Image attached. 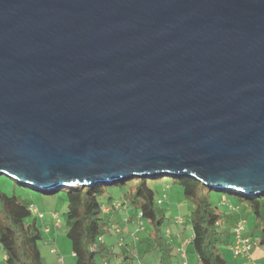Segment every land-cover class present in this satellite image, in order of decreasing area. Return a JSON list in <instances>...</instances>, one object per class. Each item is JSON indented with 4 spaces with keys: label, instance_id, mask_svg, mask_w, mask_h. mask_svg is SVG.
<instances>
[{
    "label": "water",
    "instance_id": "obj_1",
    "mask_svg": "<svg viewBox=\"0 0 264 264\" xmlns=\"http://www.w3.org/2000/svg\"><path fill=\"white\" fill-rule=\"evenodd\" d=\"M0 175L264 195V0H0Z\"/></svg>",
    "mask_w": 264,
    "mask_h": 264
},
{
    "label": "trees",
    "instance_id": "obj_2",
    "mask_svg": "<svg viewBox=\"0 0 264 264\" xmlns=\"http://www.w3.org/2000/svg\"><path fill=\"white\" fill-rule=\"evenodd\" d=\"M169 180L177 181L174 183L182 186L184 196L194 205L191 212L185 216V220L191 223L193 230L190 250L198 256L201 264H229L219 247L226 242L223 238L222 225L224 215L220 211L218 201L215 203L212 197L219 199V203L223 200H236L264 223L263 194L253 197L243 194L232 195L233 192L226 194L189 176L178 178L172 175L137 177L132 175L110 184L65 187L69 199L66 216L70 228L67 237L71 241L75 263L102 264V260L107 258L108 247L100 239L105 236L111 222L105 217L106 202L100 199V195L105 193L106 187H116L124 192V199L128 200L127 205L143 212L144 219L153 225L150 239L156 242L157 250L161 251L160 264H164L172 255L168 251L169 247L161 229L167 215L161 207L146 210L147 200L143 197L142 191L144 185L152 183L163 186L169 183ZM110 198L122 203V200L116 199L113 194L106 200L109 201ZM31 206L32 204L20 196L0 191V244L5 252L6 264H46L40 248V243L45 241L43 228L38 225L36 216L30 219ZM232 239L233 235L229 244ZM258 240L260 245H264V228Z\"/></svg>",
    "mask_w": 264,
    "mask_h": 264
},
{
    "label": "rangeland",
    "instance_id": "obj_3",
    "mask_svg": "<svg viewBox=\"0 0 264 264\" xmlns=\"http://www.w3.org/2000/svg\"><path fill=\"white\" fill-rule=\"evenodd\" d=\"M137 177V176H136ZM169 183L163 186H167V190H162L161 185L157 186V184H147L144 185L142 195L147 200V204L145 206L146 210H152L157 207V200L160 198L164 199V204L161 206L164 210L167 209V220L162 225V232L167 241L166 230L168 227H171L174 230L172 224H170L171 219L177 215L187 216L194 208L193 203L188 200L183 194V188L181 185L174 180H169ZM169 187V188H168ZM0 191L5 192L8 195H17L20 196L28 203L37 206L42 212L49 213L50 211L56 212L59 217L58 220L61 223V227L57 229L52 228V233H57V243H52L51 246L45 243L44 241L40 243V248L44 257V261L46 264H58L56 262L57 255L50 253V248L56 246L59 250L58 256L67 257V262L69 264H76L75 258L73 257L72 245L71 241L67 237V233L69 231V225L67 223V210H68V198H67V190L63 189L53 194H46L43 191L36 190L34 188H26L22 186L20 183L15 181L13 178H10L6 175H0ZM114 195L116 199L122 200V205L127 209H134L127 205V199H124V192L119 191L116 187H106V191L104 194L100 195L101 200H106L110 195ZM224 195V194H223ZM213 201L217 203L220 208V211L227 212L224 209V206L219 203V199L216 197H212ZM111 202L114 203V199H111ZM109 200V201H110ZM124 200V201H123ZM119 202V201H118ZM235 202V201H234ZM238 202L236 201L235 204ZM122 206V207H123ZM135 210V209H134ZM31 220L35 217V215L31 214ZM253 215V214H252ZM106 217V215H105ZM108 217V218H107ZM107 219L111 220V223L108 228V231L105 233V244L108 247L107 260L110 264H158V261L161 258V251L157 250L156 242L150 239V234L153 232V225L147 219H138L135 216L134 220H128L127 218H131V216H121L119 212H113L107 214ZM233 218L230 217V221ZM227 222L224 226L223 238L226 242L222 243L220 247L221 253L227 258L229 264H238L237 260L234 259L231 252L229 251L228 244L231 240L232 233L230 231V223ZM38 225L42 228L44 226L43 219H37ZM119 228L121 234L118 235L115 232V228ZM252 229V223L247 225V232H250ZM44 235H47L43 231ZM191 223L188 224V227L185 228V237L182 239H186L191 235ZM137 234L138 240L141 238V241L138 242L136 237ZM125 238V244L122 245L120 240L121 238ZM137 240V241H136ZM138 242V243H135ZM147 242V245H146ZM181 243V242H180ZM55 247V248H56ZM127 254L128 258H125ZM191 263L190 264H199V259L195 253L190 254ZM0 264H6V261L2 259Z\"/></svg>",
    "mask_w": 264,
    "mask_h": 264
},
{
    "label": "crops",
    "instance_id": "obj_4",
    "mask_svg": "<svg viewBox=\"0 0 264 264\" xmlns=\"http://www.w3.org/2000/svg\"><path fill=\"white\" fill-rule=\"evenodd\" d=\"M167 186H163L162 190L166 191L167 190ZM104 201L106 202L105 204L108 205V206H110L112 204L111 200L110 201L104 200ZM223 201L226 203V205L224 206V209L227 210V212L221 211L222 214L224 215V219L222 220V225L225 226V224L230 221V217H232L233 220L230 221L231 223L229 224L230 225V231L232 232L233 225L235 224L237 219H239L241 217L245 218L247 220V225L252 223V229H251L250 232H247L248 235L249 236L251 235V237L253 239L258 240L260 238V235H261V230L264 228V223H261V221L258 220L256 218V216H254V214L252 213V211L250 209L249 210L244 209V206L241 203L238 202L237 204H235L236 200L229 199V200H223ZM163 204H161L159 206L161 207ZM235 206L237 208H239V211H236ZM233 207L235 208V210H234ZM164 211L166 212V215H167L168 214L167 209L164 210ZM113 212H119L121 214V216L122 215L123 216H129L130 215L131 216L130 220L132 221V220H134V218H135V216H136L138 211H136L134 209H127V208H125V206H123V207H121L120 209H117V210L112 209L109 212H104V214L107 217L108 213L110 214V213H113ZM53 213H56V212L50 211L49 213H45V217L42 218L43 219V223H44V226L42 228H43V231L45 233H47V235H44V237H45V241L44 242L47 243L50 246H51L52 243H54V244L57 243V235H58L57 233H52L53 230H52L51 226H53L54 229L58 228L57 226H55V221L56 220L53 217ZM235 214H237V215H235ZM177 216H179V215H177ZM177 216H175V217H177ZM181 216H183V215H181ZM58 217H59V215H58ZM58 217H57V219H58ZM175 217H173V219L169 220L170 224H172L173 227H174V230L170 227L171 230H172V236H170L169 239L167 238V241L165 240L166 244L169 247L168 251L172 255L166 259L164 264H178L179 263L180 254H179L178 248L182 244V242L184 241V239H182V237L185 235V228L188 227V224H189V222L186 221V223L183 226H178L177 224L173 223ZM110 222H111V220H110ZM59 227H61V225ZM45 228H49V231L48 232L45 231ZM191 231H192V228H191ZM140 241H141V238H139L138 242H140ZM146 245H147V242H146ZM55 247L56 246L52 245V247L50 248V253H52L54 255H57V256H55L56 257V262L58 264H69L67 262V257L64 258L63 256H58L59 250H58L57 247H56L57 252L56 253L52 252V249L55 248ZM228 247H229V245H228ZM72 252H73V250H72ZM191 253L192 252H191L190 246H189L188 247V263L187 264L191 263V259H190V254ZM73 254H71V255H73ZM254 255H255V258L258 261H260L262 264H264V245H260L259 242H258V245L254 249ZM4 257H5V252H4V249L2 247V244H0V263H1L2 259L5 260ZM60 257L63 258V261L59 260ZM73 257L75 258L74 255H73ZM126 258H128L127 254L125 255L124 259H126ZM239 261H243V260L239 259L237 261L238 264H239ZM198 262H199V264H201L200 261H198ZM132 263L135 264L133 261H132ZM158 264H160V260L158 261Z\"/></svg>",
    "mask_w": 264,
    "mask_h": 264
},
{
    "label": "built area",
    "instance_id": "obj_5",
    "mask_svg": "<svg viewBox=\"0 0 264 264\" xmlns=\"http://www.w3.org/2000/svg\"><path fill=\"white\" fill-rule=\"evenodd\" d=\"M163 203H164L163 198H160L157 200L158 205H161ZM221 205L225 206L226 203L224 201H222ZM122 206L123 205L121 202L114 201V203H112L110 206L104 205V212H109L112 209L117 210V209H120ZM235 208H236V211H239V208H237L236 206H235ZM235 208H234V210H235ZM31 212L33 215H35L39 219H42L45 217V213L40 211V209L35 205L31 206ZM143 215H144L143 212L138 211L136 216L140 220V219H144ZM53 217L56 220L55 226L59 227L61 225V223L57 219L58 214L53 213ZM127 219L130 220V218H127ZM173 223L177 224L178 226H183L186 223V220L183 216L179 215V216L175 217ZM45 231L48 232L49 228H45ZM115 232L118 235L121 234L120 229L117 227L115 228ZM166 235H167V237L172 236V230L170 227H168V229L166 230ZM232 235H233V239H232V242L229 244L228 248H229V251L231 252L232 256L234 257V259H236L237 261L239 259L243 260V261H239V264H262L260 261H258L255 258L254 249L258 245V241L253 239L251 237V235L250 236L248 235V233H247V220L245 218L241 217V218L237 219V221L235 222V224L233 225V228H232ZM134 236L138 240L137 234H135ZM192 237H193V230H192L191 235L189 237H186V239L179 246L178 251L180 254V261L178 264H187L188 263V247L191 244ZM100 240L102 242H105L104 237ZM136 241H135V243H137ZM120 242L122 245H124L126 242L125 238L122 237ZM52 252L56 253L57 249L53 248ZM59 260L63 261V258L60 257ZM102 264H110V263L107 259H104V260H102Z\"/></svg>",
    "mask_w": 264,
    "mask_h": 264
}]
</instances>
